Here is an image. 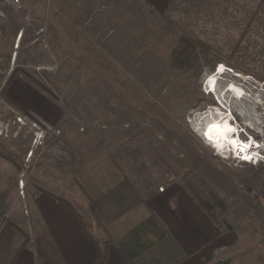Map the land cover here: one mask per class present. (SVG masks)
<instances>
[{
	"label": "rangeland",
	"instance_id": "obj_1",
	"mask_svg": "<svg viewBox=\"0 0 264 264\" xmlns=\"http://www.w3.org/2000/svg\"><path fill=\"white\" fill-rule=\"evenodd\" d=\"M47 4L0 1V226L21 232L14 203L34 187L88 197L85 208L70 200L96 224L86 182L110 161L178 176L226 236L221 260L264 264V161L216 151L203 128L222 98L207 92L222 64L218 73L249 81L227 70L219 86L245 92H229L228 104L264 153V0H143L112 16L49 14ZM18 80L60 109L58 122L10 101Z\"/></svg>",
	"mask_w": 264,
	"mask_h": 264
},
{
	"label": "crops",
	"instance_id": "obj_2",
	"mask_svg": "<svg viewBox=\"0 0 264 264\" xmlns=\"http://www.w3.org/2000/svg\"><path fill=\"white\" fill-rule=\"evenodd\" d=\"M139 3L142 8L143 0H48L46 8L62 16H112ZM144 6L147 10L148 2ZM11 88L9 96L24 110L48 123L59 121L58 107L37 100L42 93L19 80ZM126 166L109 161L106 170L101 163L91 175L88 170L96 224H88L70 200L85 208L88 197H76L69 189L65 192L71 196L29 189L23 203H14L21 232L4 221L0 226V264H99L107 239L105 264H215L224 258L226 236L184 181L173 174L161 179L150 167Z\"/></svg>",
	"mask_w": 264,
	"mask_h": 264
},
{
	"label": "bare ground",
	"instance_id": "obj_3",
	"mask_svg": "<svg viewBox=\"0 0 264 264\" xmlns=\"http://www.w3.org/2000/svg\"><path fill=\"white\" fill-rule=\"evenodd\" d=\"M221 66H222V64L220 65V67ZM220 67H219V69H220ZM225 68H227V67L225 66L224 68H222L221 72H223ZM218 75H219V73L213 74V76H212L213 80L212 81L209 80L210 84L212 86L215 85V82H216V79L218 78ZM218 83H219V81L217 82V84ZM235 87L236 86L233 83H231L230 86L227 88V94L229 92L234 91V92H236L238 97L241 96L242 99H247L244 97L243 90L241 88L239 89L238 87H237L238 90H236ZM227 94L224 95L225 100L223 98L220 99L222 105H223V102H225L224 104H226V103H229V101H230L227 98ZM215 106H216V104H214V106H211V109L209 111L210 115L212 117L209 116V114H206V116L203 117V119L206 120L204 125H203L204 126L203 128H205L207 126L205 129L208 128L207 131L210 132L212 138L214 139L213 143H215V145H217L218 147H223V146H225V144H231V146H236V148H238L239 147L238 143H240L239 139L231 134V131L234 129L232 127V124L229 123V121L231 120V115H226L225 111L222 110V107H219V104L216 107ZM212 109H217V111L214 112ZM217 113H219V114H217ZM230 141H236L237 143L233 144ZM248 145H250V143H248Z\"/></svg>",
	"mask_w": 264,
	"mask_h": 264
},
{
	"label": "built area",
	"instance_id": "obj_4",
	"mask_svg": "<svg viewBox=\"0 0 264 264\" xmlns=\"http://www.w3.org/2000/svg\"><path fill=\"white\" fill-rule=\"evenodd\" d=\"M4 3H17L19 2L20 0H0ZM19 120L22 122V123H25V121L22 119V117H19ZM44 131L43 134H45V130L41 127H39V130L37 132H39L40 134H42V132ZM36 135H38L36 133ZM250 143V141L248 142V140L245 138L244 139V142H242L240 145H239V148L236 149L235 153L233 155H227L228 157L231 156L233 158H235L236 160L240 161V162H247V163H253V164H258L262 161H264V153L260 152L258 150L259 147H256V148H251V147H248L245 151H241V148L245 145V144H248ZM256 144H260L259 141L257 140L256 141ZM250 146H251V143H250ZM244 156H250L251 157V160H245L243 157ZM162 189V187H161Z\"/></svg>",
	"mask_w": 264,
	"mask_h": 264
},
{
	"label": "trees",
	"instance_id": "obj_5",
	"mask_svg": "<svg viewBox=\"0 0 264 264\" xmlns=\"http://www.w3.org/2000/svg\"><path fill=\"white\" fill-rule=\"evenodd\" d=\"M51 93V92H50ZM52 94V93H51ZM9 96V95H8ZM9 98L11 99L10 101L12 102V103H14L15 105H18L19 106V104L18 103H16L10 96H9ZM20 107V106H19ZM20 109H22L21 107H20ZM23 110V109H22ZM50 195H55V194H53L52 192H50V191H47ZM196 197L198 198V200L200 201V203H202V205H204V207H205V209H208V211H209V204L204 200V199H202L201 198V196H199V195H197L196 194ZM67 202H69L67 199H65ZM91 203H92V208H93V211H94V214H95V217L97 216V213H96V207H95V202L92 200L91 201ZM97 219H98V216H97ZM99 220V219H98ZM109 242H110V239H107L106 241H105V243H104V245L102 246V247H100V259H99V264H105V261H106V257H107V252H108V244H109ZM21 247H22V245H21ZM215 264H227V262L226 261H224V260H221V261H218V262H216Z\"/></svg>",
	"mask_w": 264,
	"mask_h": 264
},
{
	"label": "clouds",
	"instance_id": "obj_6",
	"mask_svg": "<svg viewBox=\"0 0 264 264\" xmlns=\"http://www.w3.org/2000/svg\"><path fill=\"white\" fill-rule=\"evenodd\" d=\"M243 79H245V78H243ZM208 110H210V109L208 108ZM235 126H236V129H238V131H237L238 134H242V132H244V130H242V123L241 122L236 123ZM205 140H206L207 144L212 142V141H210L208 139H205ZM212 146H213V148H215L216 151H220V152L226 149V146L218 147L217 145H215V143H213ZM227 151H223V152H226V153L229 154V152H227Z\"/></svg>",
	"mask_w": 264,
	"mask_h": 264
},
{
	"label": "snow or ice",
	"instance_id": "obj_7",
	"mask_svg": "<svg viewBox=\"0 0 264 264\" xmlns=\"http://www.w3.org/2000/svg\"><path fill=\"white\" fill-rule=\"evenodd\" d=\"M231 143L235 144L237 143L236 141H230ZM248 147H250V145L248 144H245L242 148H241V151H245ZM245 160H251V157L250 156H244L243 157Z\"/></svg>",
	"mask_w": 264,
	"mask_h": 264
}]
</instances>
